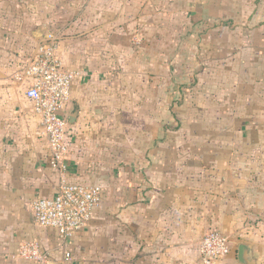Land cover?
Returning a JSON list of instances; mask_svg holds the SVG:
<instances>
[{"label": "crops", "instance_id": "0c3cea01", "mask_svg": "<svg viewBox=\"0 0 264 264\" xmlns=\"http://www.w3.org/2000/svg\"><path fill=\"white\" fill-rule=\"evenodd\" d=\"M180 2L192 12V0ZM155 11L156 0H0V264H201L200 240L211 230L231 238V252L218 264H242L241 242L252 245V264H264L263 98L252 100L249 123L238 115L239 129L224 137L220 150L205 147L210 137L196 149L164 132L151 139L141 133L133 142L128 136L123 150L111 148L117 92L128 94L123 102L130 106L135 93V109L141 110L146 87L118 86L117 72L103 66L102 54L79 46L128 45L141 35L133 32L137 16ZM55 19L68 30L61 36L68 47L59 48V55L79 72L63 110L72 121L63 174L70 182L103 188L90 224L64 240L56 229L39 225L32 211L35 200L55 195L62 173L51 164L48 139L27 94L31 80L18 77ZM211 154H220V164L208 161ZM30 240L41 243L47 261L18 255Z\"/></svg>", "mask_w": 264, "mask_h": 264}, {"label": "rangeland", "instance_id": "374dc122", "mask_svg": "<svg viewBox=\"0 0 264 264\" xmlns=\"http://www.w3.org/2000/svg\"><path fill=\"white\" fill-rule=\"evenodd\" d=\"M156 1L159 12L137 16L133 32L141 35L130 44L79 46L102 54L103 66L117 72L118 86L146 87L147 104L141 110L135 109V93L130 106L123 102L128 94L117 92L111 148L123 150L128 136L133 142L141 133L151 139L164 132L196 149L210 137L205 147L220 150L227 144L224 137L239 129L238 115L249 123L252 100L264 99V0H192V12L182 9L186 4L180 0ZM55 20L46 32L55 33L59 48H66L61 36L68 30ZM220 160V154L208 157L211 163Z\"/></svg>", "mask_w": 264, "mask_h": 264}, {"label": "built area", "instance_id": "2783aa9c", "mask_svg": "<svg viewBox=\"0 0 264 264\" xmlns=\"http://www.w3.org/2000/svg\"><path fill=\"white\" fill-rule=\"evenodd\" d=\"M78 74L77 70L64 65L59 55L57 35L46 32L41 37L35 56L18 76L19 79L27 77L31 80L27 94L33 101L34 112L39 116L42 132L48 139L52 151L51 164L62 173L55 195L35 200L32 211L39 225L56 229L62 240L86 228L103 201L100 185L70 182L63 174L67 170L65 160L71 127L63 110L71 98L73 82ZM230 252L229 236L218 230L207 232L200 240L201 264H218ZM18 255L37 262L48 259V253L38 240L22 243ZM71 257V253L67 252L66 258Z\"/></svg>", "mask_w": 264, "mask_h": 264}, {"label": "water", "instance_id": "95a60500", "mask_svg": "<svg viewBox=\"0 0 264 264\" xmlns=\"http://www.w3.org/2000/svg\"><path fill=\"white\" fill-rule=\"evenodd\" d=\"M72 122L71 120L69 121ZM238 259L242 264H252L253 250L252 245L246 242H241L238 245Z\"/></svg>", "mask_w": 264, "mask_h": 264}]
</instances>
